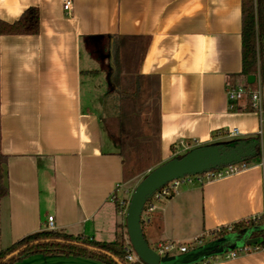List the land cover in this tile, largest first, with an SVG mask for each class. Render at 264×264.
I'll use <instances>...</instances> for the list:
<instances>
[{
	"label": "crops",
	"instance_id": "0c3cea01",
	"mask_svg": "<svg viewBox=\"0 0 264 264\" xmlns=\"http://www.w3.org/2000/svg\"><path fill=\"white\" fill-rule=\"evenodd\" d=\"M28 8L38 10L36 35L0 34V173L7 190L0 195V250L46 230L48 217L56 232L99 242H112L116 226L124 224L110 197L116 185L130 193L138 182H124L114 134L104 132V116L114 107L108 110L106 88L96 83L103 75L95 47L109 57L108 82L101 84L117 95L115 120L116 73L149 78L157 91L156 104L144 114L152 116L147 121L160 165L173 158L174 145L181 151L187 142L230 145L256 136L257 114L241 111L249 99L230 109L226 96V89L247 84L241 0H72L69 14L61 0H0V24L16 22ZM122 49L128 68L129 53L136 52L132 73H120ZM234 129L239 136L228 138ZM155 207L148 221L141 218L150 248L184 246L264 216V157L231 176L183 184ZM202 264H264V249Z\"/></svg>",
	"mask_w": 264,
	"mask_h": 264
},
{
	"label": "trees",
	"instance_id": "16d2710c",
	"mask_svg": "<svg viewBox=\"0 0 264 264\" xmlns=\"http://www.w3.org/2000/svg\"><path fill=\"white\" fill-rule=\"evenodd\" d=\"M38 28V10L28 8L16 22L0 24V34L36 35ZM256 37L264 38V0H241L242 75L246 78L255 75L257 60L260 63L262 75L263 46L260 45L257 51ZM149 81V78L140 76L121 78L119 73H116L112 79V85L120 94V112L115 120L113 139L118 147V155L122 158L124 182L132 180L154 166L152 165L153 143L151 140L135 143L136 138L151 126L148 121L140 123V115L151 112L158 99L157 91L151 90ZM241 111L251 112L250 102ZM134 122L137 124L134 125ZM248 140L259 142L257 136ZM187 144L191 145V142ZM232 144L234 143L230 145ZM134 145L136 158L130 164L131 147ZM179 151V145L171 147L173 155H177ZM258 156H260L259 149L256 157ZM180 157L177 155L174 158ZM2 182L3 176L0 173V195L4 196L7 190ZM142 224L141 220V226ZM246 235L250 239L264 238V216L238 222L231 226L230 232L222 231V238H230L233 241L241 240ZM256 247L264 249V241ZM130 249L125 223L116 226L112 242H99L84 235L72 236L54 230H44L28 235L10 247L0 250V264H16L32 256L84 258L101 264H140L126 260V257L131 254Z\"/></svg>",
	"mask_w": 264,
	"mask_h": 264
},
{
	"label": "water",
	"instance_id": "95a60500",
	"mask_svg": "<svg viewBox=\"0 0 264 264\" xmlns=\"http://www.w3.org/2000/svg\"><path fill=\"white\" fill-rule=\"evenodd\" d=\"M246 82L252 85L254 76H249ZM257 150L258 143L253 140H239L232 145L200 146L191 149L180 158H172L149 171L134 188L125 216L128 243L140 262L143 264H200L240 247L260 244L263 241L262 238L250 239L247 235L237 241L220 238L185 254L160 258L147 244L141 227V215L145 204L156 191L168 183L251 160L256 157Z\"/></svg>",
	"mask_w": 264,
	"mask_h": 264
},
{
	"label": "built area",
	"instance_id": "2783aa9c",
	"mask_svg": "<svg viewBox=\"0 0 264 264\" xmlns=\"http://www.w3.org/2000/svg\"><path fill=\"white\" fill-rule=\"evenodd\" d=\"M62 2V9L64 13L69 14L72 10V0H61ZM264 45V38L258 39L256 37V49L258 51L259 46ZM251 86H254L253 88ZM262 80H261V72L259 66H257L256 73L254 75V83L252 85H244L242 87L237 88H228L226 89V96L228 100L231 102L230 109H234L233 104L236 102H239L245 98L249 99L250 102V109L252 112L257 114L259 118V130L256 134V136L259 139L258 142V149L260 152L261 159L263 160V149H264V107L262 102ZM228 138H237L239 136V132L237 129L231 130L226 134ZM193 144L191 145L186 144L184 147L186 150H191L193 148L198 147L196 142H191ZM248 167V163L245 161L228 165L225 167H221L218 169H214L208 172H205L201 175L197 176H191V177H185L182 179L175 180L173 182L168 183L158 191H156L151 198L147 201L145 204L144 210L142 212L147 214V221L149 220V214L152 213L155 210V204L156 202L169 199L173 196L174 192L177 190V188L183 184H192V183H199L203 184L206 182H211L217 179H221L227 176H231L233 174H236L238 172H241L245 170ZM130 195L131 193H128L126 190L123 189L122 185H116L114 192L112 193L110 199L112 203L115 205L117 214L125 219L127 208L130 201ZM142 216V215H141ZM46 230L51 231L54 230L53 226V217L47 218V225ZM222 231L230 232L231 226H226L222 228H218L214 230L213 232L204 233L200 237L194 239L192 241L193 247L188 248L186 245L182 246L177 243L169 242V243H160L158 244L153 251L160 257H176L182 254H185L191 250H194L196 248H199L209 242H212L214 240L222 238ZM205 239H208L206 241ZM264 241V238H262ZM257 246V245H256ZM256 246H243L238 249H235L233 251H229L227 253H224L221 255L224 259H232L236 258L240 254H247L253 251L258 250ZM131 254H129L126 257V260L128 262H138L140 264H143L140 262V260L136 257L135 253L130 249Z\"/></svg>",
	"mask_w": 264,
	"mask_h": 264
},
{
	"label": "rangeland",
	"instance_id": "374dc122",
	"mask_svg": "<svg viewBox=\"0 0 264 264\" xmlns=\"http://www.w3.org/2000/svg\"><path fill=\"white\" fill-rule=\"evenodd\" d=\"M128 48H131L130 46H126ZM86 52L88 53L87 50L84 51V57L87 56ZM128 50H120V73L121 74H125L126 72H129V73H132L135 69V65L138 61V57L136 55V52H130L129 54V59H130V62L132 63L129 68L126 67V63L125 62V55L127 54ZM93 58L96 62V69H98L101 74L103 76L97 78V81L96 83L98 85H101L103 87L106 88V97L104 99V101L106 102V106L108 107V110L112 109V107H114L113 111H109L107 114H105L104 116V119H103V123H104V132L109 135V134H114V131H115V127H116V122H115V117L117 115V109H115V106H117V95L114 94L113 92H111L112 90L108 88V86L106 84H101V83H107L108 81V72H109V57L105 54H103L101 51L98 50V48L95 47V50H93ZM127 61V60H126ZM125 66V68H124ZM106 69V70H105ZM126 77L125 75L121 76V78H124ZM95 83V84H96ZM151 119L152 120V116H147L145 114L143 115H140L139 117V120H140V123H143L145 121H147L148 119ZM137 123L134 122V125H136ZM142 135V136H141ZM138 136V138H136L135 140V143L137 144L140 143V142H143L145 140H151V142L153 143V147L155 146L156 147V134L153 133V130L151 129H148V130H144L143 133ZM194 143L191 144L190 147L193 146ZM135 145L133 147H131V156H130V164H132L134 161H135ZM189 150H186V149H183L181 151H179V153L177 155L179 156H183L185 153H187ZM157 151L155 150V153H154V149H153V153H152V165H154L151 169L145 171L144 173L140 174V175H137L134 179H137L135 180V182L137 181L138 183L143 179V177L149 172L151 171L152 169L156 168L157 166H159L160 164L157 163L158 161V157H157ZM173 154V153H172ZM177 155H173V158ZM252 160V159H251ZM133 179V180H134ZM137 183V184H138ZM134 190V189H133ZM133 190L131 189V194L133 192ZM131 196V195H130ZM160 202V201H159ZM158 202H156L157 204ZM116 213V211H115ZM147 214L146 213H143L141 218L142 220H144L146 218ZM116 218L117 219H122L117 213H116ZM124 223H125V219H124ZM206 241H208V239H205ZM185 245L188 247V248H192L193 247V244L192 242H186ZM152 249H154L155 247H151ZM31 258V257H30ZM35 257L32 256V259H29V264H40L39 262H41V264H45L43 262V258L46 262V264H101V263H98L96 261H93V260H89V259H84V258H72V257H62V256H58V257H52V256H49V257H36V259H34ZM211 259V258H210ZM210 259H207L205 260L204 262L210 260ZM203 263V262H202ZM200 263V264H202Z\"/></svg>",
	"mask_w": 264,
	"mask_h": 264
}]
</instances>
